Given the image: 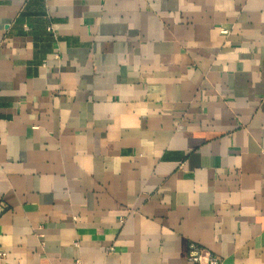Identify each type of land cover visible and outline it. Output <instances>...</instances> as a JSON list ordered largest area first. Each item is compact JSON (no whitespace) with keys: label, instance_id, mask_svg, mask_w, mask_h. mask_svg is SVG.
I'll return each instance as SVG.
<instances>
[{"label":"crops","instance_id":"1","mask_svg":"<svg viewBox=\"0 0 264 264\" xmlns=\"http://www.w3.org/2000/svg\"><path fill=\"white\" fill-rule=\"evenodd\" d=\"M192 242L264 264V0H0V264Z\"/></svg>","mask_w":264,"mask_h":264},{"label":"built area","instance_id":"2","mask_svg":"<svg viewBox=\"0 0 264 264\" xmlns=\"http://www.w3.org/2000/svg\"><path fill=\"white\" fill-rule=\"evenodd\" d=\"M110 250H113V247ZM6 255V251L0 250V259H3ZM188 258L194 264H222L219 256L196 242L190 243ZM75 264H83V262L81 259H76Z\"/></svg>","mask_w":264,"mask_h":264}]
</instances>
